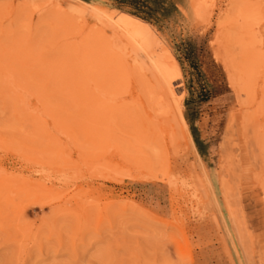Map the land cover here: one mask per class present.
Instances as JSON below:
<instances>
[{
	"label": "rangeland",
	"instance_id": "1",
	"mask_svg": "<svg viewBox=\"0 0 264 264\" xmlns=\"http://www.w3.org/2000/svg\"><path fill=\"white\" fill-rule=\"evenodd\" d=\"M0 264H264V0H0Z\"/></svg>",
	"mask_w": 264,
	"mask_h": 264
},
{
	"label": "bare ground",
	"instance_id": "2",
	"mask_svg": "<svg viewBox=\"0 0 264 264\" xmlns=\"http://www.w3.org/2000/svg\"><path fill=\"white\" fill-rule=\"evenodd\" d=\"M111 15L112 14L106 16V25L113 26L114 29L117 28L121 32V37H119V39L123 38L124 40H126V42L133 48V50L136 53H139L140 51L144 54L145 59L149 62L151 66V69L154 70L156 73L157 76L156 78L159 82L158 84H160L159 86L161 87L160 89H162L163 92L167 94L169 97L171 98L176 97V95H178L179 93L178 86H176V82L174 80L176 76L165 73L162 70V66H160L161 58L158 56L156 52L161 49V52H163V54L169 61H172V57L170 56V52L164 49L165 47L163 48L161 46L162 44L160 46L158 45V37L156 36V34L152 32V30L147 26V24L140 21L138 18L134 16H131L126 13H117L114 16ZM164 64L166 65V63ZM148 178L158 179L159 177L158 175L157 176L151 175ZM231 215H232V224L236 232L239 244L241 245V249L246 257V260H248L250 257L251 243L249 240L250 238H247L248 232L244 226L243 223L244 221H242L240 215L236 212V210L231 209Z\"/></svg>",
	"mask_w": 264,
	"mask_h": 264
}]
</instances>
